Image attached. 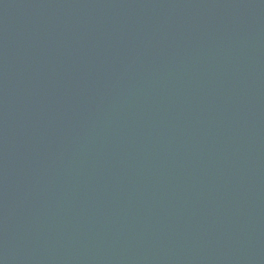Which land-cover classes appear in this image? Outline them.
Segmentation results:
<instances>
[{"label":"water","instance_id":"obj_1","mask_svg":"<svg viewBox=\"0 0 264 264\" xmlns=\"http://www.w3.org/2000/svg\"><path fill=\"white\" fill-rule=\"evenodd\" d=\"M0 264H264V0H0Z\"/></svg>","mask_w":264,"mask_h":264}]
</instances>
